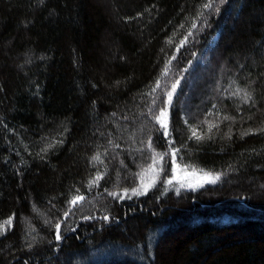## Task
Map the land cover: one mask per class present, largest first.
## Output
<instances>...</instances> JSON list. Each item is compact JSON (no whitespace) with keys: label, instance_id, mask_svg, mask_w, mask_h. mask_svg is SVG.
I'll use <instances>...</instances> for the list:
<instances>
[{"label":"trees","instance_id":"16d2710c","mask_svg":"<svg viewBox=\"0 0 264 264\" xmlns=\"http://www.w3.org/2000/svg\"><path fill=\"white\" fill-rule=\"evenodd\" d=\"M204 2L0 0V264H264V0ZM171 148L220 180L177 194Z\"/></svg>","mask_w":264,"mask_h":264},{"label":"snow or ice","instance_id":"6c2138e0","mask_svg":"<svg viewBox=\"0 0 264 264\" xmlns=\"http://www.w3.org/2000/svg\"><path fill=\"white\" fill-rule=\"evenodd\" d=\"M40 3L43 4L44 3V0H40ZM228 3V0H219V3L216 2V0H206V2L202 3L200 5V8L202 9L201 11H199L197 13L198 16H203L204 15V11L203 10H212V11H215L216 13H219L220 12V5L221 4H226ZM181 27H183V25H181ZM191 27L194 29L196 28V24L193 23L191 25ZM192 35V32L189 31L188 32V35L184 37L183 40H181L180 42V45L179 46H182L183 43L188 39V36H191ZM171 43V40L169 41ZM179 46L177 47V50H179ZM175 57H173L174 59ZM120 82L117 81V84H119ZM179 82H177L178 84ZM93 87H95V85H93ZM157 87H159V82H157ZM175 89H176V84H173L172 86V90L170 92L167 93V96H168V105L170 106L171 103H172V96H173V93L175 92ZM152 91H155V89H152ZM239 91H243V90H239ZM238 94V93H237ZM243 101L245 103H247L249 100L252 99L251 97V94L247 91H244L243 92V97H242ZM153 103H155V101L153 100ZM215 107V105L213 106ZM239 110V108L237 109ZM158 113L159 114H156L154 112H152L151 109H149V114L151 115V118L153 120H155L157 123L160 124V127L161 129H163V135L165 137H170V133L168 131V116H169V113H168V109L167 108H164V107H161L158 109ZM113 115H115V113H113ZM251 118V117H249ZM224 119L225 120H235V117H230V116H227L225 115L224 116ZM185 123H187V121H185ZM214 127H218L217 124H212V123H209L208 124V131L211 132V130L214 128ZM190 128V131L192 133V135L189 137V139H192L193 137L196 139V140H201L204 138L203 135L201 134H198V130L196 127H193V126H189ZM262 131H264V129H261ZM65 131H67V129H65ZM249 131H251V129H249L248 131H245V132H242L241 133V136H245V135H248ZM228 135V137L230 138L231 137V129H229V132L226 134ZM42 140H44L45 138H41ZM169 146L171 147L173 141L171 139H169ZM62 144L63 143V140H58V141H53V142H47L45 143L44 147H42L40 149V152L37 153V155H40L41 158H43V156L41 155V153L43 154H47L49 149H52L55 144ZM147 146L149 148L152 147V142H151V138L149 137V140L147 142ZM117 147H119V145H117ZM179 152V149H176V148H171V162H172V168H171V171L173 173V177L172 179H177V182L179 183L180 187L176 188V193L179 194L180 192V188L182 187H188V188H192V189H196V188H200V187H203L205 183H208V184H215L218 180H220V177H221V173H211V172H205L203 171L202 169L200 170L202 175H199L196 179L195 182L193 181H189V180H186L184 179L183 177H177L175 174L177 172V168L179 167V165L176 164V155L177 153ZM167 155V153H157L153 156L152 158V164L149 166V169L153 172V173H156L157 172V166H156V157L158 156L159 159L161 161L164 160V156ZM91 160L92 161H97V160H100V155L99 153L93 155L91 157ZM121 164H123V161H121ZM189 166L188 165H185L184 168L187 169ZM159 171H164V167L163 166H160L159 167ZM191 175L193 176H196V172L193 171L191 173ZM103 179V174L97 172L95 177L93 179H90L88 181V188L91 189L93 186H99V181ZM172 179H168L166 181L167 184H172ZM156 182V176L153 175L151 180L148 182V183H145L144 182V179H143V176L141 177V184L139 187H134L131 189V192L133 195H136V196H139V195H144L147 193V191L155 184ZM264 187V186H262ZM124 194L125 196H127L128 194V191L129 189H124ZM110 196H112L114 199L119 197L120 199H123V197H120L119 193L117 192H109L108 193ZM85 197L84 195L82 194H79V189H77V195L73 196L72 199L69 201L70 204L72 205H76L78 201H82L84 200ZM35 208V206H33ZM69 210H66L64 215L67 216L69 214ZM86 219H89L90 217H85ZM13 219H14V214L13 216H10L9 218H7L4 222H3V225H0V236H4L6 235V232L3 230V226L4 225H12L13 223ZM110 218L108 216H104L103 217V220L105 221H108ZM47 223V221H46ZM55 229H56V240H60L62 237L60 235V223H56L54 225ZM25 264H27V262H25Z\"/></svg>","mask_w":264,"mask_h":264},{"label":"rangeland","instance_id":"374dc122","mask_svg":"<svg viewBox=\"0 0 264 264\" xmlns=\"http://www.w3.org/2000/svg\"><path fill=\"white\" fill-rule=\"evenodd\" d=\"M193 171L192 170H190V171H186V170H177V172H176V176L177 177H183L184 179H186V180H189V181H193V182H195L196 181V179H197V177L199 176V175H202V173H200V172H196V176H193V175H191V173H192ZM172 175H173V173H172ZM173 177V176H172ZM172 181L174 182V183H177L178 184V182H177V179H172ZM145 182V181H144ZM147 183H148V181H147Z\"/></svg>","mask_w":264,"mask_h":264},{"label":"bare ground","instance_id":"6f19581e","mask_svg":"<svg viewBox=\"0 0 264 264\" xmlns=\"http://www.w3.org/2000/svg\"><path fill=\"white\" fill-rule=\"evenodd\" d=\"M182 72V71H181Z\"/></svg>","mask_w":264,"mask_h":264}]
</instances>
